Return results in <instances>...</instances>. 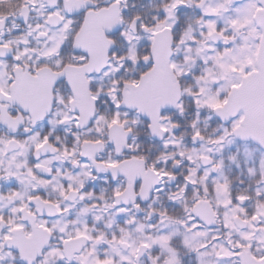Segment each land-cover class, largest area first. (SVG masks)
<instances>
[{"label":"snow or ice","instance_id":"6c2138e0","mask_svg":"<svg viewBox=\"0 0 264 264\" xmlns=\"http://www.w3.org/2000/svg\"><path fill=\"white\" fill-rule=\"evenodd\" d=\"M0 264H264V0H0Z\"/></svg>","mask_w":264,"mask_h":264}]
</instances>
